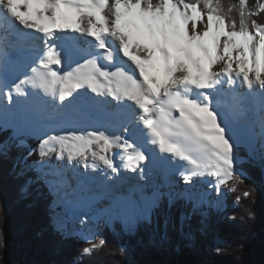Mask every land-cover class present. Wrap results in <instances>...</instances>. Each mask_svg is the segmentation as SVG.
I'll return each mask as SVG.
<instances>
[{
  "label": "snow or ice",
  "instance_id": "snow-or-ice-1",
  "mask_svg": "<svg viewBox=\"0 0 264 264\" xmlns=\"http://www.w3.org/2000/svg\"><path fill=\"white\" fill-rule=\"evenodd\" d=\"M261 13L264 0H255L251 7L247 0H238L227 9L221 0H0V41L7 39L8 29H15L16 46L36 54L23 78L9 83L0 75V96L11 101L13 94L27 97L29 88L38 89L60 102L53 119L77 98L94 109L95 115L78 108L76 112L98 127L84 130L65 119L66 134L42 139L29 156L33 151L41 158L55 153L69 165L96 169L99 162L118 174L110 153L119 150L122 166L139 171L144 180L140 165L149 159L145 145H153L170 154L172 163L184 162L180 175L185 183L207 176L214 178L217 193L223 188L235 192V185L243 183L235 168L238 141L227 124L218 122L217 108L219 97L228 95L232 104L227 106L238 116L258 113L264 129V23L256 19ZM65 41L82 62L72 60ZM238 81L248 89L247 109L235 89ZM7 154V144H0V155ZM46 175L57 177L60 169ZM48 183L54 187L59 181ZM251 195V190L242 192L245 199ZM163 196L154 192L144 198L141 219L146 223H152ZM172 203L169 194V207ZM4 219L0 206V220ZM57 231L63 233V225H57ZM166 238L165 218L161 240ZM85 239L88 246L82 248V256L101 251L107 243L103 238ZM6 249L0 228V264H7ZM215 251L222 255L224 248L217 245ZM119 252L126 255L127 249L120 247Z\"/></svg>",
  "mask_w": 264,
  "mask_h": 264
},
{
  "label": "trees",
  "instance_id": "trees-1",
  "mask_svg": "<svg viewBox=\"0 0 264 264\" xmlns=\"http://www.w3.org/2000/svg\"><path fill=\"white\" fill-rule=\"evenodd\" d=\"M251 2L247 0L250 7ZM221 3L227 9L238 0ZM233 15L238 20L235 11ZM256 19L264 23V13ZM38 142L31 138L19 145L10 140L8 130L0 128V144L8 146V154L0 155V206L5 217L0 228L7 243V264H264V170L245 149L241 148L240 156L246 160L239 165L243 183L227 194L224 208L201 206L194 211L192 201L183 195L169 207L164 195L151 224L141 217L128 227L117 220L112 226L101 222L94 239H105V247L82 256L87 241L57 231L53 224L52 216L59 208L53 205L56 194L42 170L31 165L39 160L38 151L28 155ZM244 190H251L252 195L243 198ZM237 196H241L239 202ZM165 218L167 238L162 241ZM182 240L185 245L176 251ZM217 245L224 248L222 255L215 251ZM120 247L127 249L126 255L120 254ZM110 250L115 255H109Z\"/></svg>",
  "mask_w": 264,
  "mask_h": 264
},
{
  "label": "bare ground",
  "instance_id": "bare-ground-1",
  "mask_svg": "<svg viewBox=\"0 0 264 264\" xmlns=\"http://www.w3.org/2000/svg\"><path fill=\"white\" fill-rule=\"evenodd\" d=\"M206 21L207 18L205 17L204 22L206 23ZM202 27L203 25L198 24V28ZM15 31L16 30L12 28L8 29L7 39L0 41V75H2L9 83L23 78L22 73L29 70L32 61L36 57L35 52L31 48L16 46L17 36L14 35ZM0 35H3V33H0ZM67 35L80 36L78 33H68ZM80 38L82 40L91 39L82 36ZM65 44L71 53L72 60H79V62H82V59L79 58V55L75 52V50L71 49L70 42L65 41ZM9 61L11 63H9ZM128 63L131 62L129 61ZM55 67L56 66H53V68ZM71 67H75V63H72ZM219 67L220 66L217 65L216 69L214 70H218ZM223 87L224 89H228L229 86L225 84ZM235 89L239 94H241V97L243 96L241 98V105L243 108H249L251 106V101L248 100L249 98H244L247 97V87L238 81L235 85ZM257 90L259 91L258 86ZM28 93L29 94L27 97H20L13 94L11 101L3 96H0V116L15 115V110H18L19 113H27L28 115L35 116L37 118H44V113H48L46 118L51 122L49 124L52 126L51 132L53 133H56L59 129L66 127L62 123V121L65 119L73 122L78 120L79 122H77L78 124H76V126L84 130H93V128L98 127L97 123H95L93 120H88L86 116L82 117L76 115L77 108L85 114L95 115L91 104L83 102L80 98L72 101L70 106L66 105L62 110L61 115L53 119V114L49 112L50 110L47 108V106H49L50 103H54L57 107L60 102L44 95L38 89L34 90L29 88ZM94 95L95 94L88 92V96ZM96 99L103 100L105 98L97 97ZM219 99L221 104L217 108L218 122L222 121L228 126L229 124H232L238 132L247 134L255 122H259V126L261 127V121L259 119L258 113L246 112L245 114L238 116L232 107L227 106L232 104L230 96L221 95ZM107 100L113 106L116 104V102L113 101L111 97H108ZM4 104L5 107L1 108V106ZM52 111L54 112V109H52ZM258 129L259 132L262 133V140H264V131H261L262 127ZM254 138L255 137L253 136L250 137L251 140ZM145 150L149 154V159L142 162L140 165V167L144 168L145 171L146 178L144 180L139 179V171L133 172L131 170L125 169L122 166L119 150H115L113 153H110V155H113L114 157V164L119 167L118 174L112 173L110 169H107L102 163L99 162L96 169H85L83 164L69 165L66 158L64 160H57L55 153H50L48 158L50 159L51 164H53L55 161H59L61 164V168H58L60 169V175L57 176L59 187L66 190L74 207L78 209H84V211H87L89 208L95 209L96 212L93 219H96L103 215V213L107 212V209H101L103 194L107 195V197L112 194L113 203L110 207H112V209L118 208L121 213H123L125 216H128L133 211V209L136 208L138 203L144 205V198L146 197L144 192L147 190L145 189V186V188L142 187V185H144L143 182L151 180L150 184L153 182L152 186H154L158 181V177H163L164 183H169L171 180L178 182L176 179L183 178L180 175V171L184 166V162L176 160L174 163H172L170 154L160 153L159 150L153 145H145ZM158 168L161 169V175H156L158 173ZM149 176H151V178H149ZM108 177H111V179ZM124 180H127L131 186L122 190V187H120V182L123 183ZM194 181L198 182L195 184L197 187L194 186L191 189L194 191L193 193L196 192V194L199 196V199L211 196V191L204 189L206 186L201 179L193 178L192 182ZM158 183L160 184V181ZM166 187L170 186L166 185ZM108 189L109 192H104L106 190L108 191ZM114 189H116L118 193L113 194L112 191H110ZM120 189L123 191L125 196L120 193ZM158 189L159 187L155 188V190L149 189V191L152 195L154 192H158ZM198 191H200V193ZM84 226L86 227V224H84Z\"/></svg>",
  "mask_w": 264,
  "mask_h": 264
},
{
  "label": "rangeland",
  "instance_id": "rangeland-1",
  "mask_svg": "<svg viewBox=\"0 0 264 264\" xmlns=\"http://www.w3.org/2000/svg\"><path fill=\"white\" fill-rule=\"evenodd\" d=\"M252 5H254L255 0H251ZM155 2V0H153ZM243 97V96H242ZM246 99V98H245ZM251 101V99H248ZM5 107V104L1 106V108ZM47 108L50 110L49 112L53 114L52 109L56 110V105L54 103H50ZM48 113H44V118H37L35 116H30L27 113H19L18 110H15V115L11 116H0V128L2 130H8L10 140L17 142V144L20 145V141H23V145L26 144V142L31 139H37L38 145L42 139L47 138L50 135H57V134H66L65 131L61 128L56 133L51 132L52 126H50L49 123L50 120H48L46 117ZM50 115V114H49ZM77 115V113H76ZM79 116V115H77ZM78 120H76L74 123L78 124ZM229 128L232 129L236 133V139L238 141L237 146L235 148V154L238 157L237 162L235 164V168L237 172L242 173V171L239 169V165L242 164L246 158L241 157V148L246 150V153L248 156L252 159L257 160L260 162V164L263 167L264 170V140H262V133L259 132L258 128H261L259 126V122H255L253 126L251 127V130L249 131L250 137H255L253 140L250 139L249 135L247 133H241L236 130L234 125L229 124ZM261 131H264L261 129ZM264 133V132H263ZM261 137V138H260ZM249 138V139H248ZM252 141V142H251ZM32 149H30L31 151ZM48 156L44 158H39L37 161H33L31 165H37V162L42 163V167L38 166V169L42 170L44 173V178L47 179V181L51 180H57V177H53L51 175H46V173H49L53 171L54 169L61 168V164L59 161H55L53 164H51L50 159ZM24 162V161H23ZM161 169L158 168V173L156 175H161ZM151 178V176H149ZM198 179H201L206 187L204 189L211 191V196L206 198L199 199V196L191 189L192 187L196 186L197 181L191 182V183H185L183 178L176 179L178 182H175L174 180H171L169 183H164L163 177H158V181L155 183L154 186L153 182L151 183V180L143 182L144 185H142L143 188H145L147 191L144 192L146 197L151 196L150 190H155V188L159 187V191L163 193L164 195L169 198V194L172 196L173 200L176 199L178 196L183 195L188 199V197H192L190 199L193 203V210H198L201 206L204 207H214L215 209L218 208H224L225 207V200L227 199V194L229 191L226 190V188H223L221 193H217L215 188L212 186V184L215 183L214 178L211 177H196ZM58 181V180H57ZM160 181V184L158 183ZM63 182V181H62ZM164 184H162V183ZM202 184V183H200ZM62 185V183H61ZM140 185V183H139ZM170 186V187H166ZM192 185V186H190ZM131 185L127 180H124L123 183L120 182V187L123 189H127ZM145 186V187H144ZM166 188V189H163ZM111 189V188H110ZM53 190L56 194L54 204L55 206L59 207L58 210L53 214V224L57 225H63L64 233L66 235H78L80 238L86 240L93 239L100 231L99 224L102 222L106 225L112 226L114 221H120L124 227H128L132 225L136 218L141 217V213L143 211L144 205L141 203H138L136 208L133 209V211L128 215L125 216L123 213L119 211L118 208L112 209L110 207L113 203V196L112 194L107 197V195L103 194L102 197V206L101 209H107V212L103 213L99 218L93 219L94 214L96 212L95 209L89 208L87 211H84V209H78L74 207L72 204L71 199L68 196V193L65 189H61L59 187V183L55 184L53 187ZM121 189L119 190L122 195L123 191ZM113 194L118 193L116 189L110 190ZM104 192H109L104 191ZM200 193V191H198ZM198 193V194H199ZM125 196V195H124ZM199 201L200 203H196ZM108 202V203H107ZM110 203V204H109ZM117 207V206H116ZM204 214H208L207 211H204ZM86 224V227L84 226ZM190 239V237L188 238ZM87 241V240H86ZM186 240H182L181 243L175 247L176 251H180L181 247L185 245ZM212 248L208 246L207 252L210 253Z\"/></svg>",
  "mask_w": 264,
  "mask_h": 264
},
{
  "label": "water",
  "instance_id": "water-1",
  "mask_svg": "<svg viewBox=\"0 0 264 264\" xmlns=\"http://www.w3.org/2000/svg\"><path fill=\"white\" fill-rule=\"evenodd\" d=\"M260 163V162H259ZM261 165V164H260ZM262 166V165H261Z\"/></svg>",
  "mask_w": 264,
  "mask_h": 264
}]
</instances>
